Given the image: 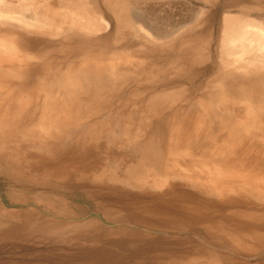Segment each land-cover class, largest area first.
I'll return each mask as SVG.
<instances>
[{
  "label": "rangeland",
  "instance_id": "1",
  "mask_svg": "<svg viewBox=\"0 0 264 264\" xmlns=\"http://www.w3.org/2000/svg\"><path fill=\"white\" fill-rule=\"evenodd\" d=\"M223 2L227 0H125L127 7L141 13L163 34L170 32L163 41L164 57L175 55L183 45L189 58L186 63L178 61L186 64L184 71L178 70L182 66L169 69L161 63L159 69L147 72L154 76L153 83H147L154 85L149 97L168 92L176 95L173 102L167 99V105L163 103L166 109L154 110L150 116L143 108L125 113L117 107L107 112L101 105L104 99L94 107L86 106L87 110L84 107L83 112L74 111L52 90V81L38 76L36 51L26 53L29 65L19 73L0 75L6 78L0 80V264H264V58L256 61L254 56H244L251 64H246V70H234L228 87H219L212 80L225 58L221 53L224 16L243 15L238 11L241 5L227 8ZM259 9L264 10V0L248 11ZM257 13L264 19V11ZM93 20L98 26L92 32L76 34L89 42L88 47L78 45L77 50L85 51L78 59L98 56L100 63L114 60L122 65L132 54V64L145 61L139 52L138 57L131 52L140 41L131 28L120 31L110 14ZM68 26H64L66 31ZM64 29L58 34V29L54 34L24 32L30 38L57 43L63 50L72 44L67 37L78 32L70 29L65 33ZM1 43L6 50L10 47V53L19 52L21 43L0 36ZM64 62L60 72L67 73L69 62ZM195 73L200 74L198 81L185 82ZM143 78L128 82L125 92L136 93L135 82L145 83ZM178 92L182 95L177 96ZM219 94L223 103L234 97L231 104L241 112L228 113L224 104L221 111L220 107L216 110ZM230 94L234 95L228 97ZM254 97L262 103H253ZM198 98L204 106L208 100L212 105L201 112L184 109L186 104L201 103ZM228 101L225 107L229 108ZM56 102L65 106L66 114L54 107ZM209 109L219 113L209 118ZM222 110L227 113L221 114ZM97 112L101 116L93 117ZM233 118L240 120L235 123ZM56 119L64 123L57 124ZM212 119L217 125L227 124V120L233 126L223 123L218 127ZM92 122L95 128H91Z\"/></svg>",
  "mask_w": 264,
  "mask_h": 264
},
{
  "label": "bare ground",
  "instance_id": "2",
  "mask_svg": "<svg viewBox=\"0 0 264 264\" xmlns=\"http://www.w3.org/2000/svg\"><path fill=\"white\" fill-rule=\"evenodd\" d=\"M99 1L100 2H98L97 0H93V1H89V0H56V1H54V0H0V36H2L3 39L9 37L11 41L13 40V41L21 43L18 47L19 52L14 51V52L10 53V51H11L10 47L9 48L7 47L8 50H6V48L4 46H2V47L0 46L1 47L0 48L1 49L0 50L1 51L0 52V75L1 76H14L15 73H19L20 70L23 69L24 66L29 65L28 60L30 59V57L26 53L36 51L39 55V60H40L39 64H36V68H35L36 70L38 69L39 75L38 74L37 75L41 78V80L52 81L53 82L52 90H54L57 93H60L66 99L67 104L69 103V106L70 105H71V107L73 106L74 111L75 110H78V111L81 110L82 111L84 107H86V106L90 107V105H93V107H94V105L101 102V99H104V101L102 100L103 102H101L102 103L101 105H103L105 107L104 110H106L107 112H111L114 109H116L117 107H118V109L121 108V111H123V112H125L126 110H129L131 112V110L136 111L140 108H143L144 111L149 114L148 116H150L151 113L154 112V110H161L163 108V103L164 104L168 103L167 99H170V100L172 99L171 102H173V100H175V98H176V95H174L175 93L169 94V92H168V95L167 94H160V96H159L158 94H156L158 96L154 95L152 97H149L147 94L152 89V87L154 85H148L147 83L152 84L153 83L152 79L154 78V76L152 77L150 75H147L148 74L147 72L149 70H151V72H152V69H155V70L159 69V67H157V65L161 64V63H165V66L169 69H173L175 65H177L178 67L182 66L181 62L184 61L186 63V61H187L186 59H189V58H187V56L185 57V55H184V54H186L184 52L187 49H185V47H183V45H181L178 49H176L175 55L167 54V56L164 57V55L166 54V52H165L166 50L162 49L164 47L163 41L170 36V34H169L170 32L167 33L168 35L163 34L164 31L162 33L161 29L157 25L156 26L153 25L154 23L152 24V22L148 21L147 18L142 17L141 13L136 14L134 9H130L129 7H127L125 4V0H99ZM243 1L244 0H233V3H232L230 0H227L226 3L223 2L224 3L223 6L227 7V8L231 7L232 5L233 6L234 5H236V6L241 5L242 9L240 6H238L239 7L238 11L240 12V10H241V13L245 16L241 15L242 16L241 18H230L231 16L230 17L228 16V19L226 16H224L225 17L224 19L226 20L225 21L226 23L224 22V24H226V25H223L224 28H222V30L225 29L224 30L225 41L222 43L223 44V51H221V53L223 52V54L225 55V58H224V61L222 60L224 63L221 61L223 63L222 64L223 66H222V69L221 68L220 69L222 71L220 70L219 74H217L218 73V71H217V73H216L217 76L215 77V79H212L215 83H219L218 86L219 87L221 86L222 88L228 87V84H227L228 80H229V78L231 79L230 75L232 74V72L234 70H236V69H245L246 70V64L250 63V62H248V61L245 62L244 56H246V55H249V57H250V55L254 56L253 59L255 58L256 61H257V59H260V58L263 59L264 58V21H263L264 19H263V16L261 14L257 13V11H259V10L262 12L264 10H261V9L256 10V11L253 10L255 13L248 11V10H251L252 7L254 9V6L259 5L260 0H247V1H245V3L247 5H244V7H243V3H244ZM186 4H188V3H186ZM197 10L200 11L199 13H201L203 9H201L199 7V8H197ZM128 13L130 14V19H128ZM105 14H110L117 19V29L120 28V31L125 30L124 28H126V27H129V28H131V32H135L138 34L140 41L137 43H134L135 46L133 48H131V49H133V50H131V52H133V54L135 53V55L137 57L142 55L141 59H145L146 62L143 61L142 63H140V61H139V62H137V64L136 63L132 64V59L131 60L129 59L132 56V54L127 56V58L129 60L126 58L127 60H125V62L124 61L120 62V63H124L122 65L121 64H114L113 63L114 60H110V61L108 60L107 62H109V63H107V62L100 63L99 61H97L98 56L97 57L86 56L83 58V60L78 59L85 52V51L77 50L78 45L79 46L80 45L87 46V44L89 42L86 39L78 38L76 36V34H86L90 30L92 32V29H95V26L97 25V23H94L93 18L99 17L101 15L103 16ZM126 14H127V16H126ZM263 15H264V13H263ZM41 17L42 18L46 17L47 19H49V18L50 19L48 21L46 20L43 22V20H45L46 18L42 19ZM59 17H60V19L61 18L62 19L67 18L68 23L71 20L70 24L64 23L66 19H63L62 20L63 22L58 20ZM233 17H234V15H233ZM235 17H237V16H235ZM238 17H240V16H238ZM73 21H75V22H73ZM115 23H116V21H115ZM207 23H208V21L206 22V24ZM206 24H204V25H206ZM66 25L67 26L69 25L67 28L70 27V29H78V32H74L73 34L70 35V37L69 36L67 37L68 42L72 43V44L66 45L65 48L67 47V49L70 51V53H68L67 49H65V48L63 50H60L58 48L57 43L50 42L48 40H44V39H40V38H35V37L30 38V37H28L27 32H24L26 30L32 29V31L35 30L38 33H43V31L47 30L51 34H54L53 31L58 29V31L56 30V32L58 34L59 32H61V29L66 28V27H64ZM180 27H182V26H180ZM64 30H65L64 31L65 33L69 31L68 29H67L68 31H66V29H64ZM35 31H33V32H35ZM37 32H35V33H37ZM64 32H62V33H64ZM221 37H223V36H221ZM5 40H7V39H5ZM8 41H9V39L7 40V43H9ZM7 43H5V44L7 45ZM12 43H15V42H12ZM99 43H100V41H99ZM0 45H2V43ZM9 45L10 44H8L7 46H9ZM84 48H82V49H84ZM2 50H5L6 52L9 50L10 51H9V53H5V51L3 53ZM220 50H222V49H220ZM168 51H169V48H167V53H168ZM21 52H23L24 54ZM136 52H139L138 54H141V55L136 54ZM164 52H165V54H164ZM173 58H175L174 61H173ZM119 59H120V57H119ZM147 59H148V61L150 60V63L147 61ZM221 59H223V58H221ZM117 60H118V57H117ZM136 60L137 59H135L133 61L135 62ZM218 60H220V59H218ZM64 61L69 62V63H67L68 64L67 69H65V70H67L66 71L67 73L60 72V70L62 69L61 64ZM178 61H181V62H178ZM193 61H195V58L193 59ZM175 62L176 63L178 62V63L176 64ZM4 65H8V68L4 69ZM185 65L186 64L183 65L184 68H186ZM218 65H221V64H218ZM183 66L180 68L177 67L178 70H180L181 68H182L181 70H183ZM252 66H253V64H252ZM217 67H220V66H217ZM248 67H250V66L247 65V68ZM175 68H176V66H175ZM15 69H17L19 71H16ZM29 70H28V72H29ZM28 72H27V76H30L31 73L29 72L30 74L28 75ZM34 74H32V75L34 76ZM19 75L21 76V74H19ZM214 75H215V73H214ZM16 76H18V75H16ZM142 76H144L143 79L145 80V83L135 82L136 83L135 84L136 90L135 89L134 90L136 91V93L131 94L132 92L131 93L125 92L124 88L128 82L133 81V80L136 81L138 78H141ZM256 76H258V75H256ZM263 77H264V75H263ZM40 78H39V80H40ZM199 78H200V74L195 73L191 77H189L187 80H185V82L190 80L191 83H195L196 81H198ZM4 79H6V78H4ZM4 79L0 78V80H4ZM238 79H240V78L238 77ZM209 80H211V78ZM180 82H184V81H180ZM204 82H206V80ZM14 85H15V83H14ZM198 85H199V82H198ZM198 88H202V86H200V87L197 86L196 89H198ZM54 91H53V93H54ZM236 91L238 92V90H236ZM236 91H234V92H236ZM237 92H236V94H237ZM178 95H182V94L181 93L179 94V92H178L177 96ZM233 95L234 94H230L229 96L228 95L227 96L230 97ZM237 95H239V97H242L241 92H240V94H237ZM217 96L218 97L221 96V98H219L218 100L223 98L221 94H219ZM210 98H211V96H210ZM232 98L234 100V97H232ZM237 98H238V96H237ZM227 99H229V98H227ZM253 99H255V97ZM258 99H260V98H258ZM258 99L252 100V102L253 101L259 102L261 100L262 101L264 100L263 98L261 100H258ZM233 100L232 101L230 100L231 101L230 102V101L224 99L225 102L228 101L226 106H229V108L225 107L226 103L225 102L223 103L222 100H220L222 102H220V101L217 102V100H216V104H217L216 106H218V107L215 106L216 110L219 111V109H220V111H221V105L224 104L223 110L225 108L228 113H231L230 111L233 112L234 109H238L241 112V110L239 109L238 106L236 108L234 105V108H233V104H231V103H233ZM66 101H64V102H66ZM199 101L200 100L198 98V102ZM201 101H203V100H201ZM262 101H261V103H262ZM203 102H201L203 105L201 103H198L196 105L197 102H194L195 104L189 103V104H186L187 105L186 108H184V107L183 108L185 110H187V109L192 110L194 108L193 111L196 110L198 112H201V110L206 111L205 109H208V106L210 108V106L212 105V102H211V100H208V102L206 101L208 103L207 104L205 102L207 104V106L206 105L204 106ZM213 102H214V99H213ZM229 102H230V104H229ZM248 102H245V103H247L246 105H248ZM256 102H253V103H256ZM235 104H237V103H235ZM250 104H251V102H250ZM257 105H259V104H257ZM240 106L242 107V105H240ZM243 106H245L244 101H243ZM54 107L58 108L57 110L63 111L61 113L66 114L67 109L65 110L64 105L58 106V104L56 102V103H54ZM245 107H247V106H245ZM252 107H253V105H252ZM252 107L250 106V108H252ZM181 108H182V106H181ZM231 108H233V110H231ZM250 108L249 109L245 108L246 111L247 110L249 111V112L247 111L248 113H250V110H251ZM256 108H258V106ZM163 109H166V108H163ZM211 109H209L210 113L212 111ZM241 109H243V108H241ZM245 109H243V112L245 111ZM85 110H87V107L85 108ZM168 110H170V109H168ZM190 110L188 112H190ZM216 110H215V112H216ZM223 110H222L221 114L227 113L226 111H223ZM193 111H191V112H193ZM235 111H237V110H235ZM258 111H259V109H258ZM215 112L212 111V115L208 114V117L214 116L213 113H215ZM238 112H236V113H238ZM163 113H161V114H163ZM194 113H196V112H194ZM203 113H205V112H203ZM216 113L218 114L219 112H216ZM216 113H215V115H216ZM236 113H235V115H236ZM248 113H246V115ZM232 114H234V113H232ZM240 114H239V118L242 116V115L240 116ZM250 114H248V116ZM72 115H73V113H72ZM251 115H253V113ZM66 116H70V115L67 114ZM100 116H101V112H97L96 115H94L93 117H100ZM131 116H133L132 113H131ZM217 116H221V115L219 114ZM125 117L126 116H124V118ZM208 117L206 115V118H208ZM235 117L238 118V116H235ZM211 118H214V117H211ZM186 119H188V118H185L182 121H185ZM221 119H222V117H221ZM230 119H231V117L228 118V121ZM233 119L231 120V123L235 120V119L234 120ZM236 120L234 121L235 123L237 121H239L240 119H238L237 121ZM212 121L214 122L215 120L212 119ZM217 121H219V119ZM228 121L226 120L227 124H228ZM219 122H223V121H219ZM56 123L57 124H59V123L63 124L64 122L57 121V119H56ZM215 123L217 125L216 121H215ZM223 123L225 124V122H223ZM222 124L219 123V125H222ZM227 124H225V125H227ZM219 125H217V126L220 127ZM225 125H223V126L225 127ZM95 126H96V124L92 122L91 128H95ZM227 126L229 127L230 125H227ZM232 126H230V128H232ZM242 127H239V128L243 129L244 127L243 128ZM246 127H247V125H246ZM91 130H94V129H91ZM227 130H228V128H227ZM249 131H251V130H249ZM238 135H241V134H238ZM243 135L244 134H242L241 136H243ZM179 136H181V133ZM182 136H183V134H182ZM246 137H248V136L246 135L244 138H246ZM212 141H214V139ZM248 141H249V138H248ZM199 144H200V142H199ZM239 149H240V147H239ZM86 169H89V168L87 167ZM246 211H248V210L246 209ZM240 212H242V211H240ZM257 217H259V216H257ZM236 218H237V216H236ZM243 219L244 218H242V221H243ZM261 221H264V220H261ZM246 230H248V229H246ZM206 231H207V229H206ZM226 232H224V233H226ZM238 232H239V230H238ZM248 232L250 233V231H247V233ZM258 232L260 233V231H258ZM227 234L225 237H227ZM242 234H243V231H242ZM249 235H251V234H249ZM233 236H234V234H233ZM228 239L230 240V237H228ZM240 239H242V237ZM235 241H236V239H235ZM245 242H248V241H245ZM251 242H253V240ZM251 242L249 243L250 245H252ZM218 243H219V241H218ZM235 243H237V241ZM257 243H255V241H254V244L258 245ZM230 244H231V242H230ZM244 245H245V243H244ZM241 246H243V245H241ZM245 247H247V246H245ZM257 248H258V246H257Z\"/></svg>",
  "mask_w": 264,
  "mask_h": 264
}]
</instances>
